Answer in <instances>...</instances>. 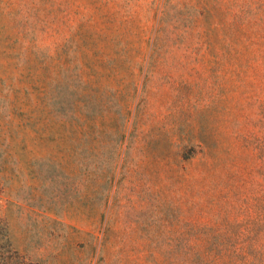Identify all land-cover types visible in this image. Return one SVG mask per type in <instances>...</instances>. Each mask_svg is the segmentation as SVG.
<instances>
[{
  "label": "rangeland",
  "instance_id": "rangeland-1",
  "mask_svg": "<svg viewBox=\"0 0 264 264\" xmlns=\"http://www.w3.org/2000/svg\"><path fill=\"white\" fill-rule=\"evenodd\" d=\"M0 262L264 264V0H0Z\"/></svg>",
  "mask_w": 264,
  "mask_h": 264
},
{
  "label": "trees",
  "instance_id": "trees-1",
  "mask_svg": "<svg viewBox=\"0 0 264 264\" xmlns=\"http://www.w3.org/2000/svg\"><path fill=\"white\" fill-rule=\"evenodd\" d=\"M0 264H3V262H0ZM4 264H5V262H4Z\"/></svg>",
  "mask_w": 264,
  "mask_h": 264
}]
</instances>
